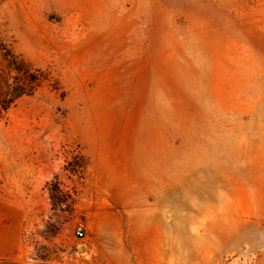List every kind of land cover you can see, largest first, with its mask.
Here are the masks:
<instances>
[{"label":"rangeland","instance_id":"374dc122","mask_svg":"<svg viewBox=\"0 0 264 264\" xmlns=\"http://www.w3.org/2000/svg\"><path fill=\"white\" fill-rule=\"evenodd\" d=\"M0 37L47 72L0 112V264H264V0H0Z\"/></svg>","mask_w":264,"mask_h":264},{"label":"trees","instance_id":"16d2710c","mask_svg":"<svg viewBox=\"0 0 264 264\" xmlns=\"http://www.w3.org/2000/svg\"><path fill=\"white\" fill-rule=\"evenodd\" d=\"M47 79V72L17 53L0 37V112L18 99L33 95Z\"/></svg>","mask_w":264,"mask_h":264},{"label":"crops","instance_id":"0c3cea01","mask_svg":"<svg viewBox=\"0 0 264 264\" xmlns=\"http://www.w3.org/2000/svg\"><path fill=\"white\" fill-rule=\"evenodd\" d=\"M10 229H12L10 224L0 218V260L14 258L15 255H20L23 259L27 256L24 244L20 240L18 231L13 228L12 234H9Z\"/></svg>","mask_w":264,"mask_h":264},{"label":"built area","instance_id":"2783aa9c","mask_svg":"<svg viewBox=\"0 0 264 264\" xmlns=\"http://www.w3.org/2000/svg\"><path fill=\"white\" fill-rule=\"evenodd\" d=\"M77 233H78V235L82 236L83 233H84V231H83V229H82L81 227H79V228L77 229Z\"/></svg>","mask_w":264,"mask_h":264}]
</instances>
